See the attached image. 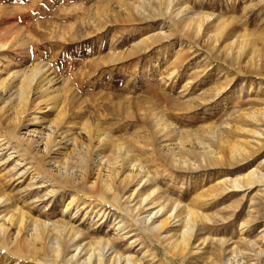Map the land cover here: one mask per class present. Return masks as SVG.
Wrapping results in <instances>:
<instances>
[{
  "label": "rangeland",
  "instance_id": "obj_1",
  "mask_svg": "<svg viewBox=\"0 0 264 264\" xmlns=\"http://www.w3.org/2000/svg\"><path fill=\"white\" fill-rule=\"evenodd\" d=\"M185 18L187 25L182 24ZM244 34L261 43L264 0H0V44H5L0 47V108H10L6 90L33 67L46 79L41 89L33 87L35 102L17 123L18 134L37 141L39 150L44 144L39 133L53 131L57 139L63 137L62 148L74 157L66 161L52 154L50 166L64 163L75 170L80 153L75 141L88 143L83 128L91 122L107 140L123 142L140 155L155 177L146 187L157 188L167 210L180 202L207 215L208 221L196 228L195 247L186 259L171 260L158 240L134 225L117 233L123 213L95 194L72 188H54L50 194L52 189L40 177L33 178L32 172L40 168L20 173L25 162L16 166V154L4 145L0 186L10 193L12 207L41 222L72 225L81 232L82 243L108 240L119 254L137 259L148 250L144 264H227L233 248L242 253L240 263L264 264V255L262 262L256 260L248 244L264 251V191L220 196L216 184L224 179L225 167L181 171L158 154L187 136L191 141L206 139L216 149L206 136L214 130L229 137L232 145L236 138L228 135L229 126L241 124L243 110L264 102V81L251 85L250 76H242L223 51ZM56 100L65 109L62 123L52 109ZM45 106L47 112L37 109ZM0 130L7 133L1 126ZM110 149L104 154L109 155ZM129 190L121 189L120 195ZM64 262L70 264L55 259L44 263L22 254L17 258L0 250V264Z\"/></svg>",
  "mask_w": 264,
  "mask_h": 264
},
{
  "label": "bare ground",
  "instance_id": "obj_2",
  "mask_svg": "<svg viewBox=\"0 0 264 264\" xmlns=\"http://www.w3.org/2000/svg\"><path fill=\"white\" fill-rule=\"evenodd\" d=\"M185 10L186 8L180 13H184ZM189 23V18L182 21L185 25ZM258 44L255 40H250L249 34H244L237 36L223 50L227 52V57L234 62L241 75L250 76L251 85L256 80L264 81V35L261 36L260 46ZM3 45L0 44V47ZM44 75L39 74L34 67L30 69L19 83L12 84L6 90L9 93L6 100L10 108L8 110L5 106L0 108V126L7 131V133L2 132L4 134L0 133V141H4L0 146L6 145L5 149H11L16 154L18 159L13 158L16 166L25 162L26 168L20 173L39 167L40 169L32 172L33 178L40 177L42 183L52 189H50L52 195L54 188L55 190L72 188L71 190L75 192L86 194L89 191L95 194L98 200L105 201L116 211L123 213L124 220L120 219L116 223L117 233L121 232L125 225H134L138 231L148 235L150 239L158 240L163 246L164 253L171 260L174 258L183 262L193 247L196 228L199 223L208 221V217L199 215L193 207L180 202L172 203V207L167 210L168 205H162L159 201L160 197L156 195L157 188L152 191L147 189L146 186L155 181V177L151 175L140 155L133 149L126 147L123 142L113 143L107 140L98 126L86 121L83 135L88 143L75 141L80 153L76 154L78 166L73 170L64 163L52 162L55 166H50L51 163L48 160L52 154H59L66 161L73 159V154L70 152L68 154L62 148L63 137L57 139L58 135L53 131L44 134L45 136L39 133L41 141L44 142L42 149L39 150L35 147L37 141L30 138L24 139L18 134L17 123L31 110L35 102L32 100L31 93L35 87L42 88L41 84L46 80L42 79ZM255 104L241 112V124L229 126L228 135L236 138L232 145L228 143L229 137L225 138L219 130H214L208 132L206 136L209 141L214 140L216 149L206 142V139L199 140V138L191 141L192 139L187 136L186 141L179 140L175 144L165 146L158 151V154L170 166L181 171L225 167L227 173L224 174V179L220 184H216V187L220 189V196L231 197L240 192L249 194L255 190L258 193L262 190V194L264 191V157H262L264 154V102ZM45 108L47 106L37 109L47 112ZM52 109L57 111L59 122L62 123L66 118L64 117L65 109L63 110L59 105L58 100L54 101ZM156 130L160 131L158 128ZM109 148H112L110 154L105 155L104 150ZM10 156L8 155V158ZM239 167L244 169L234 172ZM231 172L234 173L231 174ZM131 186L133 188L129 190ZM121 189L125 192L129 190V193L127 192L126 195L123 191L124 193L120 195ZM2 207L4 210L0 214V250L11 252L17 258H20L22 254L29 255L33 259L39 257L44 263L55 259L59 262L65 260L70 264H144L142 259L149 252L143 251L141 257L137 259L119 254L115 251L112 242L108 240L82 243L78 241L82 236L81 232L79 233L72 225L41 222L42 220L29 217L21 208H13L10 193L0 186V208ZM245 224L243 222L241 228H244ZM224 244L226 245V242ZM248 244L250 253L256 260L263 257L264 251L256 250L252 242ZM22 247L26 250L22 251ZM231 250L233 254L226 258L225 263L242 264L238 259L242 253L240 254L236 248Z\"/></svg>",
  "mask_w": 264,
  "mask_h": 264
}]
</instances>
